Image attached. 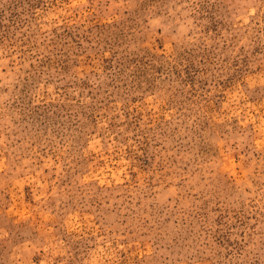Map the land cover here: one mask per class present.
Returning a JSON list of instances; mask_svg holds the SVG:
<instances>
[{"label": "rangeland", "instance_id": "rangeland-1", "mask_svg": "<svg viewBox=\"0 0 264 264\" xmlns=\"http://www.w3.org/2000/svg\"><path fill=\"white\" fill-rule=\"evenodd\" d=\"M0 264H264V0H0Z\"/></svg>", "mask_w": 264, "mask_h": 264}]
</instances>
